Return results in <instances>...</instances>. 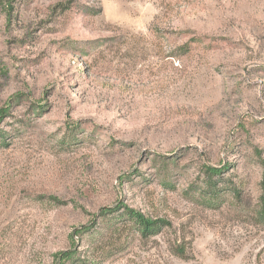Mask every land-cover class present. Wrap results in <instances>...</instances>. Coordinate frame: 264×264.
I'll return each mask as SVG.
<instances>
[{
    "label": "rangeland",
    "instance_id": "374dc122",
    "mask_svg": "<svg viewBox=\"0 0 264 264\" xmlns=\"http://www.w3.org/2000/svg\"><path fill=\"white\" fill-rule=\"evenodd\" d=\"M3 110L0 264H264V0H0Z\"/></svg>",
    "mask_w": 264,
    "mask_h": 264
},
{
    "label": "trees",
    "instance_id": "16d2710c",
    "mask_svg": "<svg viewBox=\"0 0 264 264\" xmlns=\"http://www.w3.org/2000/svg\"><path fill=\"white\" fill-rule=\"evenodd\" d=\"M6 115L5 111H0V114ZM7 143L5 142L4 137H0V147H6ZM224 170L219 168H211L206 167L205 173L208 176L209 182L206 183V186L208 189H214L215 188V181L214 177L222 175ZM54 202L56 200L51 199ZM57 202V201H56ZM62 205V204H61ZM100 218L102 222H104L105 219L108 220V226L109 228L116 234L125 232L126 230H129V233H131L134 236H139L141 239H148L152 237L153 235H156L160 232V230L166 225H168L164 220H153L146 215L142 214L141 212L134 210L133 208H129L127 206H119L114 209H103L100 213ZM98 216V217H99ZM259 219L264 224V190L261 196V204H260V211H259ZM96 225L100 222H95ZM89 227H84L82 229H78L75 231V235L79 238H82L85 233L89 232ZM77 252L76 251H68L61 253L60 256V264H66L68 261H71L76 257Z\"/></svg>",
    "mask_w": 264,
    "mask_h": 264
}]
</instances>
